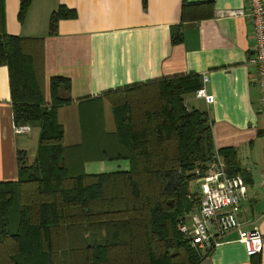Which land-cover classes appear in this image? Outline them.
<instances>
[{
	"label": "trees",
	"instance_id": "obj_1",
	"mask_svg": "<svg viewBox=\"0 0 264 264\" xmlns=\"http://www.w3.org/2000/svg\"><path fill=\"white\" fill-rule=\"evenodd\" d=\"M32 0H19L22 22ZM207 5L183 0L181 19ZM76 12L59 5L48 34ZM181 38L171 36L173 43ZM0 65L8 68L14 123L37 125L34 163L18 155V178L0 182V264H198L202 256L179 232L182 217L198 207L190 191L195 170L214 154L206 111L187 107L184 95L201 86L199 74H175L109 90L114 130L83 127L80 147L63 144L57 110L69 102V81L43 87L42 38L4 30L0 0ZM64 95H61V92ZM93 120V118H91ZM100 123V122H99ZM228 175L238 174L234 148H222ZM94 160H126L128 169L86 173ZM17 205L11 223V210ZM15 212H13V217ZM252 264H260L258 254Z\"/></svg>",
	"mask_w": 264,
	"mask_h": 264
},
{
	"label": "crops",
	"instance_id": "obj_2",
	"mask_svg": "<svg viewBox=\"0 0 264 264\" xmlns=\"http://www.w3.org/2000/svg\"><path fill=\"white\" fill-rule=\"evenodd\" d=\"M187 1L207 5L182 20L183 0H32L19 22V0H4V30L42 38L46 103L50 78L68 79L70 100L57 110L67 148L80 147L83 127L95 122L108 132L114 130L106 128L105 107L110 104L105 92L164 76L205 73L213 102L206 104L194 93L193 99H185L186 94L184 100L192 105L187 107L208 113L214 153L228 147L236 150L238 174L246 187L237 217L244 229L261 234L263 249L258 256L264 264V117L258 113L257 85L247 61L254 39L247 18L220 16V11L239 8L244 0ZM59 5L75 10L76 16L60 19L56 34L49 35L50 14ZM174 32L181 34L175 43ZM14 125L8 68L0 65V182L17 180L20 152L28 163L35 157L29 154V142L38 143L39 127L29 124L30 131L16 133ZM110 163L87 161L83 167L96 174L111 169ZM128 166L126 162L123 170ZM197 251L202 256L198 264H252L254 259L235 230L210 252Z\"/></svg>",
	"mask_w": 264,
	"mask_h": 264
},
{
	"label": "built area",
	"instance_id": "obj_3",
	"mask_svg": "<svg viewBox=\"0 0 264 264\" xmlns=\"http://www.w3.org/2000/svg\"><path fill=\"white\" fill-rule=\"evenodd\" d=\"M220 16H242L250 22L254 43L247 61L254 68V80L259 89L258 113L264 117V0H244L241 7L222 10ZM201 79L195 98L210 104L213 96L205 88L208 77L203 73ZM14 130L28 132L30 125L15 124ZM194 174L199 185V204L178 224L188 244L208 253L222 243L228 232L235 230L248 255L260 254L263 249L261 234L256 229H244L237 217L240 203L246 196L241 176L228 175L225 160L218 152L203 170L198 168Z\"/></svg>",
	"mask_w": 264,
	"mask_h": 264
},
{
	"label": "rangeland",
	"instance_id": "obj_4",
	"mask_svg": "<svg viewBox=\"0 0 264 264\" xmlns=\"http://www.w3.org/2000/svg\"><path fill=\"white\" fill-rule=\"evenodd\" d=\"M252 69H254L252 67ZM202 78V74L200 76ZM202 80V79H201ZM197 90V89H196ZM195 90V92H196ZM195 92H194V96H195ZM61 95H64V92L62 91L61 92ZM259 96V89L258 87H256L255 89V94H254V98H258ZM192 97L193 99V96L191 94H187L185 96V99L189 100V98ZM191 99V100H192ZM186 100V104L189 106V107H192V105L190 104V102H187ZM199 102H196L195 104L197 105L198 108H200V104H198ZM108 104H110L108 102ZM109 106V107H108ZM107 107H105V117H106V128L108 130H113L114 129V122H113V115H112V112H111V109H110V106L111 105H108ZM20 125V124H19ZM64 137V136H63ZM37 144H33L32 142H29V148H30V151H29V154L30 155H35L34 153L36 152V149H37ZM102 161H106V162H111L110 164L112 165V168L109 169V168H103L100 172H97V173H109V172H113V171H117V170H123L124 169V166L126 164L127 161L125 160H101ZM31 161H29V163L26 161V158L23 160V163L26 164L27 166H32L33 163H34V160L30 163ZM93 165L94 164H99V162H93L92 163ZM84 168V167H83ZM190 191L193 192V193H198L199 194V185L197 184V181L196 180H193L190 184ZM17 208V205H14V207L12 208L11 210V223L14 221V219L16 218V209ZM13 212H15V216L13 217ZM185 217V216H184Z\"/></svg>",
	"mask_w": 264,
	"mask_h": 264
}]
</instances>
